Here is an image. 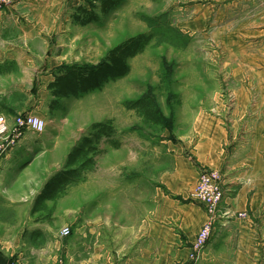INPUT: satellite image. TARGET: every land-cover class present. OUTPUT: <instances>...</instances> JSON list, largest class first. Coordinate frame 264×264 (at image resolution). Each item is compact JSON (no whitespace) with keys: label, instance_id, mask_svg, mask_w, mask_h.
Instances as JSON below:
<instances>
[{"label":"crops","instance_id":"crops-1","mask_svg":"<svg viewBox=\"0 0 264 264\" xmlns=\"http://www.w3.org/2000/svg\"><path fill=\"white\" fill-rule=\"evenodd\" d=\"M26 1L0 8V117L10 128L16 115L36 108L37 93H50L57 76L30 73L40 65L32 50L52 11L22 9ZM172 10L185 32L221 44L240 104L229 116L223 107L220 116L201 112L191 133L170 143L172 169L158 178L151 202L141 191L131 218L87 216L82 200L65 216L44 213L54 200L47 187L54 173L44 166L38 175L36 161L47 153L48 134L25 132L1 161L0 264H264V0H174ZM253 95L257 102L250 104ZM203 170L220 171L228 193L214 238L193 262L192 243L208 220L192 197ZM112 191L102 192L104 201L120 203ZM65 227L70 237L61 236Z\"/></svg>","mask_w":264,"mask_h":264},{"label":"rangeland","instance_id":"rangeland-1","mask_svg":"<svg viewBox=\"0 0 264 264\" xmlns=\"http://www.w3.org/2000/svg\"><path fill=\"white\" fill-rule=\"evenodd\" d=\"M14 1L5 0L4 8ZM24 4L21 2L22 9L52 11L36 40L37 48L32 50L40 63L30 71L32 75L38 71L45 76L49 71L58 75L73 66L97 68L110 51L127 40L151 37L141 53L128 59L126 77L56 103L51 91L37 93L36 108L22 113L47 122L49 147L36 161L38 175L44 166H50L54 175L63 171L74 147L94 135L93 125L103 123L110 128L100 142H94L95 151L88 156L92 162L70 183L75 189L58 193L44 213L65 216L68 207L78 211L82 200L87 216L131 218L127 215L139 209L141 191L143 195L148 192L151 202L158 178L172 169L170 143L189 135L201 112L220 116L219 108L232 110L240 104L238 82L229 74L232 67L225 65L228 55L210 35L189 34L180 28L181 16L172 10L174 0H122L107 15L97 9L99 21L88 25L78 21V8L87 5L85 0H28ZM41 41L43 48L38 45ZM140 100H146L149 109L139 107ZM256 102L257 96H251L250 104ZM78 185L84 187L82 194L76 191ZM110 189L117 191L120 203L104 201L102 192ZM72 216L79 215L75 212Z\"/></svg>","mask_w":264,"mask_h":264},{"label":"trees","instance_id":"trees-1","mask_svg":"<svg viewBox=\"0 0 264 264\" xmlns=\"http://www.w3.org/2000/svg\"><path fill=\"white\" fill-rule=\"evenodd\" d=\"M85 2L87 5L78 8L80 12L78 21L82 25L98 22L97 9L102 14L107 15L118 7L122 0H85ZM150 40L151 37L146 35H139L127 40L110 51L106 61L102 62L97 68L73 66L61 71L56 76L55 81L48 86L52 97L56 99L54 103L57 99L84 96L102 89L109 81L126 77L130 72L128 59L141 53ZM137 103L139 107L149 109L146 100H140ZM92 129L95 131L94 135L91 138L84 139L81 144L74 147L69 154L65 169L54 175L47 184V187H52L50 193L52 199H55L65 186L77 179L76 177L84 166L92 162V158H88V156L95 151L94 142H100L103 134L108 133L110 130L108 124L103 123L93 125Z\"/></svg>","mask_w":264,"mask_h":264},{"label":"built area","instance_id":"built-area-1","mask_svg":"<svg viewBox=\"0 0 264 264\" xmlns=\"http://www.w3.org/2000/svg\"><path fill=\"white\" fill-rule=\"evenodd\" d=\"M5 3V0H0V8H4ZM232 110L231 107L226 108V113L229 114ZM13 121L14 126L10 128L8 120L5 117H0V168L8 147L13 146L25 132L41 135L47 129V122L33 114L17 115ZM227 122L232 123V119L228 118ZM224 181V175L217 170H203L199 175L192 197L194 201L204 207L208 220L192 243L191 259L193 262L199 261L204 250L215 236L216 221L220 217L221 205L228 193ZM246 216L245 213L239 214V217ZM71 235L72 231L69 227L62 229V237L67 238Z\"/></svg>","mask_w":264,"mask_h":264}]
</instances>
